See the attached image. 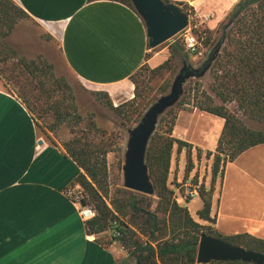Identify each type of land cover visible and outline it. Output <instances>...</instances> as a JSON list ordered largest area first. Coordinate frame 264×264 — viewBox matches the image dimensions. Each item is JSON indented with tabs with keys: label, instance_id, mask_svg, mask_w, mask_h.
<instances>
[{
	"label": "trees",
	"instance_id": "trees-1",
	"mask_svg": "<svg viewBox=\"0 0 264 264\" xmlns=\"http://www.w3.org/2000/svg\"><path fill=\"white\" fill-rule=\"evenodd\" d=\"M117 1L132 7L130 0ZM179 3L194 10L187 3ZM27 17L29 13L15 0H0V73L32 113L38 127L54 132L62 127L69 129L72 137L62 145L66 155L83 169L76 180L88 194V203L96 210L95 216L85 221L86 230L90 235L110 231L109 237L100 241L103 244L117 241L129 252L116 264H197L202 232L264 252V238L249 233L223 235L213 226L216 223L211 215L213 186L210 189L202 186L199 190L203 205L197 215L209 225L195 220L189 208L176 200L175 191L168 184L173 150L176 145L179 150L191 149L193 144L173 136L177 119L174 109H168L160 118L146 152L156 196L122 187L110 196L107 155L112 151V142L110 139L96 142L98 134L108 133L99 128L94 116L84 117L80 113L72 85L56 74L54 64L43 55L19 56L8 42L18 23ZM206 32V45L214 43V33L218 35L219 52L214 48L201 69H210V90L214 95L203 89L201 83H196L194 106L224 119L216 149L208 151L209 157L214 158L215 182L219 175L223 176L228 162L264 143V130L251 127L242 117L264 123V0H238L227 20L215 31L207 29ZM169 50L170 56L163 63L154 68L144 64L131 76L135 85L132 99L115 106L108 92L95 91L97 99L115 111L124 124L137 121L156 98L151 97L152 87L148 83L156 76L173 72L177 56L189 63V54L180 39L171 42ZM169 86L170 79H166L160 91L165 92ZM231 103H235L234 109L229 107ZM193 167L189 155L186 171L189 173ZM117 168L120 170L121 162ZM154 202L155 209L152 208ZM201 264L255 263L214 260Z\"/></svg>",
	"mask_w": 264,
	"mask_h": 264
},
{
	"label": "crops",
	"instance_id": "crops-1",
	"mask_svg": "<svg viewBox=\"0 0 264 264\" xmlns=\"http://www.w3.org/2000/svg\"><path fill=\"white\" fill-rule=\"evenodd\" d=\"M15 1L57 42L76 79L88 90L108 92L115 103L134 97L131 76L141 66L154 68L170 56L169 45L149 46L145 21L124 2ZM170 1L189 4L214 30L238 0ZM182 128L175 125L177 138L215 151L195 143ZM81 172L61 143L44 138L22 99L0 87V264H116L129 253L117 241H100L109 231L88 234L78 205L64 192ZM221 178L212 197L213 226L223 235L264 238V143L228 162ZM190 201L185 205L192 214Z\"/></svg>",
	"mask_w": 264,
	"mask_h": 264
},
{
	"label": "rangeland",
	"instance_id": "rangeland-1",
	"mask_svg": "<svg viewBox=\"0 0 264 264\" xmlns=\"http://www.w3.org/2000/svg\"><path fill=\"white\" fill-rule=\"evenodd\" d=\"M186 10L190 14L189 25H192V31L197 36L198 40L201 42V49L203 51V53L198 56L189 54L187 52L189 54V63L187 64L191 65L194 70L201 72V69L204 67V65L209 59L211 51L216 48L217 52H219V48L217 46L218 35L214 33L213 35L216 40L213 44L210 43L206 45L205 39L208 35V32H206V30L210 28L207 26V24L201 22V18L197 15L195 10ZM228 14L220 23L225 22L227 20ZM220 23L218 24V26L220 25ZM217 27L214 29V31L217 29ZM179 37V35H176L171 40L162 44V47L169 45L176 39H180ZM8 42L15 48L19 56L35 58L38 55H43L48 61L54 64L56 74L58 76L65 77L67 81H69L76 95L80 113L84 117H89L91 115L94 116L99 128L102 129V131L105 130L106 133H108L107 135H103V133L98 134L96 137V142H101L103 140L108 139H110V142H112V151H110L107 155V162L109 168L108 184L110 189V196H114L116 194V190L118 187L125 188L122 165L124 163V154L127 148V143L130 138V129L137 126L144 114L140 118H138L137 121H132L129 123L126 122V124H124L122 121L123 119L120 118L115 111H113L111 108H109L97 99V96L94 94V91L86 89L76 79V77L70 71L68 66L63 62L57 42L54 39H51L42 30L40 24L35 21L32 17L22 19L18 23L17 27L8 37ZM215 57L216 54L214 55V58ZM175 63L176 65L173 72H166L163 76H156L153 80L148 83V86L152 87V91L150 94L151 97L153 95L156 97L153 99L152 103L155 102L162 94L169 92L176 76L185 67L184 60L180 56L176 57ZM203 70L204 72H202L200 75H189L186 78L185 82L183 83V94L180 96L175 105H173L169 109H174V112L177 115L176 124L179 123V126L183 127L182 129H184V133L191 140H193L200 146L202 145L206 148H215V131H217L219 121L222 122V119L221 117L215 116L210 113H202V110L194 106V98H196L197 96L196 83H201L203 89L207 90L212 95H214V93L210 90V84L212 82L211 71L209 68H204ZM166 79H170V86L165 92H161L160 87ZM0 87H4L10 91H12L13 88L12 85L7 81L6 78L2 76L1 73ZM184 99L186 103H183ZM126 101L128 100H122V102L117 101V103H113L115 106H117ZM216 101L220 102L219 99H216ZM235 106V103L229 104V107L232 109H234ZM167 111L168 110H166L165 113ZM165 113H163L160 118ZM242 117L245 122L251 127L264 130V123L252 121L244 116ZM39 130L45 139L55 144H57L58 142L63 144L66 139L72 137V134L70 133L67 127H62L56 132L48 130L45 131L40 127ZM173 136L176 137L174 130ZM203 137H205L206 142L202 140ZM189 155H191L192 157L194 167L192 171L188 173L186 171V167L188 165ZM213 159V156L209 157L208 150L206 151V149L204 150L194 148L193 145L191 149L184 148L182 150H179L176 145L172 154L171 169L168 180L169 186L175 191L176 200L179 204L181 203V205H185L186 202H189V197H191L192 199V196L189 194L190 189L196 188L198 190L199 194L195 196L192 201H190L191 203L189 204V207L192 211V216L194 217V219L199 222L203 221L204 223L202 224L204 225H209V222L201 219L197 215L196 210V208H198L200 203L202 202V198L199 192L200 187L205 186L207 189H210L213 186L214 190L215 188H217L216 193H219V186L222 179V175H219L216 178L215 182L213 181ZM119 162H121L120 170L117 168ZM152 195L156 196L155 193ZM217 202L218 200L215 199L214 206L216 207ZM155 207L156 203L154 202L152 208L155 209ZM103 239L105 240L106 236Z\"/></svg>",
	"mask_w": 264,
	"mask_h": 264
},
{
	"label": "water",
	"instance_id": "water-1",
	"mask_svg": "<svg viewBox=\"0 0 264 264\" xmlns=\"http://www.w3.org/2000/svg\"><path fill=\"white\" fill-rule=\"evenodd\" d=\"M145 21L149 46L155 48L171 40L190 24V14L179 2L166 0H130ZM185 67L176 76L169 92L162 94L145 111L137 126L130 129V138L122 165L124 187L152 195L155 187L146 163V152L160 116L183 94V83L189 75H200L184 61ZM207 69V68H206ZM85 205L86 202L82 201ZM244 261L264 264V252L246 249L221 237L201 233L196 263L211 261Z\"/></svg>",
	"mask_w": 264,
	"mask_h": 264
},
{
	"label": "built area",
	"instance_id": "built-area-1",
	"mask_svg": "<svg viewBox=\"0 0 264 264\" xmlns=\"http://www.w3.org/2000/svg\"><path fill=\"white\" fill-rule=\"evenodd\" d=\"M177 35L180 36L179 38L189 54L198 56L203 53L201 49L202 44L198 40L197 36L193 33L192 25H188V27H186ZM40 140H42V138H40ZM64 192L72 202L78 205V212L84 221H87L95 216L96 210L92 204L88 203V194L86 193L85 189L83 188L80 182L74 181L70 183L65 188ZM189 194L192 197H195L199 193L198 190L195 188L190 189ZM82 201H85L86 204L83 205Z\"/></svg>",
	"mask_w": 264,
	"mask_h": 264
}]
</instances>
